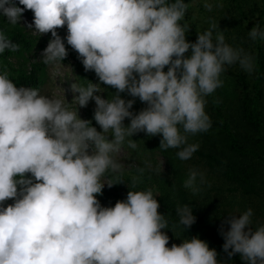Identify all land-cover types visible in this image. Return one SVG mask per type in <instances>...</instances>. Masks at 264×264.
Returning a JSON list of instances; mask_svg holds the SVG:
<instances>
[{"label": "clouds", "instance_id": "obj_1", "mask_svg": "<svg viewBox=\"0 0 264 264\" xmlns=\"http://www.w3.org/2000/svg\"><path fill=\"white\" fill-rule=\"evenodd\" d=\"M19 5L0 0V15L15 26L25 10L34 13V32L53 37L42 52L45 65L68 56L57 32L67 25V44L100 81L72 84L79 93L74 102L86 107L94 99V119L103 131L63 99L42 95L38 87H17L7 66H0V264H219L216 250L198 237L167 247L170 238L162 229L169 228L168 220L151 188L129 191L114 207H102L97 195L105 175L124 168L117 157L134 134L162 135L159 148L178 149L180 160L191 159L200 145L189 143V136L212 127L206 97L224 86L221 76L228 67L239 64L254 72V57L227 43L212 20L188 42L190 5L184 0H19ZM203 7L211 12L214 5L205 0ZM248 36L264 39V30L257 24ZM20 47L0 28V54ZM100 84L117 92L109 99L94 95L104 91ZM124 92L147 107L134 114L135 99L121 98ZM127 143L137 148L136 141ZM145 163L137 169L141 176L153 170ZM137 183L133 177L132 188ZM204 183V174L190 169L183 187L195 195ZM8 199L14 204L3 207ZM176 215L185 228L196 222L189 205H178ZM253 215L248 208L225 221L230 228L220 229L223 250L229 258L239 253L247 264H264V224L253 231Z\"/></svg>", "mask_w": 264, "mask_h": 264}, {"label": "trees", "instance_id": "obj_2", "mask_svg": "<svg viewBox=\"0 0 264 264\" xmlns=\"http://www.w3.org/2000/svg\"><path fill=\"white\" fill-rule=\"evenodd\" d=\"M193 0H184L190 5L186 12L185 20L190 29L186 39L194 43L198 34L203 33L209 27L210 20L215 21L221 30H224L226 42L238 47H243L246 52L254 57L255 70L251 74L235 64L227 68L222 74L224 86L218 88L213 94L206 97V113L210 116L212 127L207 132L189 136V143H197L199 149L187 161L180 160L176 153L178 149H161L162 135L149 136L145 132L134 134L127 138L123 147L137 165L126 174L116 176L109 175L114 185L113 188L104 187L102 195H97L102 207H114L118 201L126 200L129 191L146 190L151 188L159 201V213L165 215L168 220L167 229H162L169 236L167 247L173 244L180 245L185 239L198 237L208 243L210 249L218 253L219 264H247L236 253L231 258L224 252V237L220 229L224 231L230 228L225 223L232 212L224 209L223 201L241 205L242 210L252 208L254 224H264V39L252 41L248 33L257 24L264 30V0H211L214 5L211 12L204 9L202 4H192ZM19 5V0H15ZM174 2V0H172ZM223 4V7H216ZM34 21V13L25 10L23 16ZM183 24L184 21H181ZM0 28L6 29L7 35L13 42L21 45L19 51L0 54V66H7L10 79L17 87H38L43 85L46 78V66L41 60L30 61V55L43 47L44 42L50 41L51 33L33 36L25 31L21 21L13 26L7 22V18L0 15ZM58 34L65 38L64 42L68 50V57L74 62L72 68L77 71L80 85L86 86L88 81L100 83L94 71H85L78 53L67 44V25L57 29ZM191 55V49L185 54ZM63 61V62H64ZM168 70V66L165 67ZM104 86L106 99L111 98L117 90L111 86ZM125 100L135 99L130 109L134 114H139L147 107L139 98H133L127 92L121 93ZM217 101H219L217 103ZM94 118V115H91ZM131 123L130 118L124 120L125 126ZM92 126L97 127L95 119ZM114 139V136L109 134ZM136 141L137 148L128 147L127 140ZM159 153L164 157L168 169L161 172L157 169L155 155ZM146 155V157H145ZM145 162H150L153 170H146L141 176L137 171L140 167H146ZM191 164L205 177V183L201 185V191L193 194L183 187V183L189 174ZM32 178L31 174H27ZM133 177L138 178L135 188H132ZM19 178V177H17ZM123 183L129 187L126 193L118 192L116 188ZM14 199H8L3 207L14 204ZM189 205L196 217V222L185 228L179 224L176 215L177 206ZM247 231V229H246Z\"/></svg>", "mask_w": 264, "mask_h": 264}, {"label": "rangeland", "instance_id": "obj_3", "mask_svg": "<svg viewBox=\"0 0 264 264\" xmlns=\"http://www.w3.org/2000/svg\"><path fill=\"white\" fill-rule=\"evenodd\" d=\"M211 0H207V2H210ZM200 2V3H198ZM205 0H193L192 4H204ZM21 24L24 26L25 31L33 36L39 37V33L34 32V24L33 20H31L29 17L24 16L21 19ZM29 24H33V27L31 29L28 28ZM49 41L44 42L43 47L37 48L31 55H30V61L35 60H42V52L44 49L47 47ZM74 62V59L72 57H68L67 61L60 62L56 65H47L46 66V78L43 83V85L40 88L41 94L42 95H47V96H55L56 98L63 99L65 104L68 105L71 109L73 110H78V115L81 119L84 120H92L94 118L91 117V115H94V111L97 107L95 100H90L88 105L86 107H79L78 104L74 102L75 97L79 95V93H76L72 90L71 85L74 83H77L80 85V79L78 77L77 71H75L72 68V64ZM101 86V85H100ZM101 88L104 89L103 92H96L94 95H100L102 98L106 99V90L104 86H101ZM98 131H103L100 125L96 127ZM109 140H112L110 136H108ZM94 147V145L92 146ZM91 148H90V153H91ZM146 157V155H145ZM118 160L124 165V168L119 172V173H108L105 175L103 178L102 182L105 184L104 187H108L109 183H112L110 176L113 175L116 176L118 174H126L131 171L132 167H135L137 165L136 160L134 158H131L130 155L128 154V151L122 146L121 152L118 154ZM155 160H156V166L157 169L161 171H165L168 169L167 164L165 163L164 157H162L159 153H156L155 155ZM149 164H151L149 162ZM188 168L190 169H196L198 167H193L191 164L187 163ZM151 167L154 168V166ZM189 171V170H188ZM114 185L112 183V186L109 188H113ZM129 189V187L123 183H120V185L116 188V190L120 193H126V191ZM228 201L225 200L223 201L224 204V209L227 211H231L233 215L236 217H239L241 213H243L242 207L240 204L234 202L233 204L226 203Z\"/></svg>", "mask_w": 264, "mask_h": 264}]
</instances>
